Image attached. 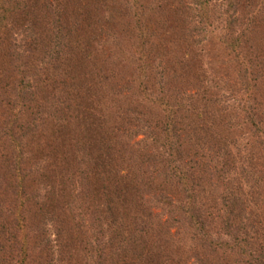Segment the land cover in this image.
<instances>
[{"label": "trees", "instance_id": "1", "mask_svg": "<svg viewBox=\"0 0 264 264\" xmlns=\"http://www.w3.org/2000/svg\"><path fill=\"white\" fill-rule=\"evenodd\" d=\"M31 1L77 28L47 66L57 94H19L32 118L3 132L18 204L38 178L55 197L14 216L44 245L18 264H264V0ZM25 2L0 0V34Z\"/></svg>", "mask_w": 264, "mask_h": 264}, {"label": "rangeland", "instance_id": "2", "mask_svg": "<svg viewBox=\"0 0 264 264\" xmlns=\"http://www.w3.org/2000/svg\"><path fill=\"white\" fill-rule=\"evenodd\" d=\"M25 1L26 4L20 7V11L10 14L4 23V28H6L7 33L4 34L5 30L2 29V34H0V254L3 256V253H6L8 257L11 255L14 256L16 260L13 261V264H18V261H20L23 256H26L24 253L27 251L28 256H40L39 254L43 253L44 247L43 243H39L37 237L34 235L36 226L33 224V220L30 219L32 220L30 222L32 226H34V229H29L28 232H25L28 235H24L25 233L22 232L23 230L17 232V229L14 227L16 224V222H14L16 217L14 216L20 214L28 215L30 211L33 213L32 211H36V206H38L35 204L39 203L40 200L43 201L47 197L54 200L55 197L48 196L53 192V189L46 179L38 178L35 184L36 188L32 189L34 193L30 192L28 193L29 195L27 194L28 196L21 195L22 201L19 200V203L22 204L24 202L25 207L20 211L21 204H18V199L16 197L17 193L13 189L14 186L11 185V175L7 173L14 169V161L17 160L15 156L18 155L15 147L19 144L21 135L18 132L16 135L12 136V129L7 135H4L3 132L5 130L7 132L9 127L17 128L18 124L23 127L27 118H32L30 113L34 111L23 107L19 100V94L22 95L21 97H25L26 100L34 97L35 99H31L32 103L41 105V107L44 105L42 101L46 94H57L54 88L58 82L55 83V86L53 85L54 87L52 86V81L48 80L49 77L46 73L48 69L47 66L49 64H54V53L58 55L62 50H65L63 46L68 42H64V37H69L67 29L72 28V31H74L76 30L75 28H77L73 21L66 18V16H62V21L59 23L61 26L56 23L53 24L55 19L51 18L50 15L52 16V14H54L55 5L47 6L37 11L34 9V4H36V2L31 0ZM8 6L10 5L6 4V7ZM33 16L35 20L31 18ZM104 16H106L105 19L109 17L106 13ZM66 20L71 25L68 28ZM61 28L67 29L63 30ZM108 30L109 27L107 26L105 28L103 40L100 42L101 44L98 45V49L103 52L104 58L110 57L113 55V51H115L113 44H106V41L109 42L107 35ZM61 36H63V39ZM75 36L76 34L73 32V34L70 35L71 40L74 39ZM124 39H126V42L130 41V46L132 45L134 47L132 39L123 38V40ZM205 55L204 53V68L208 70L207 75L209 74V77L215 78L217 81L228 82L229 79H227L228 77L225 75L226 71H220V73H218V70H216L217 72L214 71V67L212 68L210 65L212 58ZM19 64L21 65L22 73L21 75L17 74L15 76L13 74V72H15L14 66ZM232 81H234V79H232ZM60 83L61 82H59V84ZM7 84L9 87H5ZM188 91L189 88L187 89V95L189 97L191 95H189L190 92ZM17 114L20 115V119L24 120L23 123L20 121L17 124V122L13 120ZM36 124L39 126L41 123L36 121ZM16 130L18 131V129ZM39 131L41 130L39 129ZM141 138L142 137L139 139ZM16 139H18L17 142ZM21 144L23 148L24 145H29L24 144V142ZM43 145L44 141H42L41 147ZM31 157L33 158V154H31ZM40 167H42V164ZM52 176V182L54 187L56 186V192H58L57 194L59 195L61 190L60 181L55 178L56 175L52 174ZM155 211L158 212L159 210L157 209ZM25 236H29L30 240ZM15 237H17V239ZM51 237L52 240H55L56 236L52 234ZM25 240L26 242H24ZM53 242L54 245H57L55 241Z\"/></svg>", "mask_w": 264, "mask_h": 264}]
</instances>
